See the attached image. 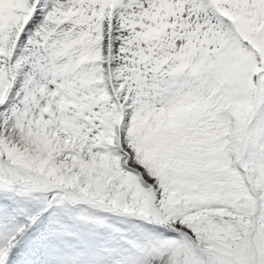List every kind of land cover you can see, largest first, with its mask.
<instances>
[{
    "label": "snow or ice",
    "instance_id": "6c2138e0",
    "mask_svg": "<svg viewBox=\"0 0 264 264\" xmlns=\"http://www.w3.org/2000/svg\"><path fill=\"white\" fill-rule=\"evenodd\" d=\"M0 264H264V0H0Z\"/></svg>",
    "mask_w": 264,
    "mask_h": 264
}]
</instances>
